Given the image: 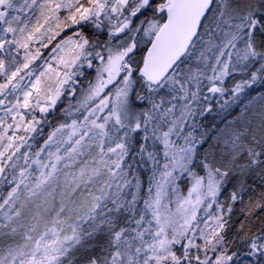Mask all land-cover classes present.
Masks as SVG:
<instances>
[{
  "label": "snow or ice",
  "instance_id": "6c2138e0",
  "mask_svg": "<svg viewBox=\"0 0 264 264\" xmlns=\"http://www.w3.org/2000/svg\"><path fill=\"white\" fill-rule=\"evenodd\" d=\"M237 203L264 211V0H0V264H264Z\"/></svg>",
  "mask_w": 264,
  "mask_h": 264
},
{
  "label": "trees",
  "instance_id": "16d2710c",
  "mask_svg": "<svg viewBox=\"0 0 264 264\" xmlns=\"http://www.w3.org/2000/svg\"><path fill=\"white\" fill-rule=\"evenodd\" d=\"M88 34L91 36V30H87ZM62 115L59 111L55 113V115L49 116V124L50 126L44 125L45 131H48L51 127H55L58 123L62 122ZM44 131V132H45ZM259 190L254 194V198H258ZM247 200V196L245 197V201ZM245 207V203H237L234 206L231 224L232 227L228 232V238L232 240L234 236H236V230L239 228L241 222L245 224V228H251L253 232L264 228V211L257 210L256 215L251 217H245L244 212L241 211L242 208ZM236 244H239V240H236Z\"/></svg>",
  "mask_w": 264,
  "mask_h": 264
},
{
  "label": "rangeland",
  "instance_id": "374dc122",
  "mask_svg": "<svg viewBox=\"0 0 264 264\" xmlns=\"http://www.w3.org/2000/svg\"><path fill=\"white\" fill-rule=\"evenodd\" d=\"M49 126H50V124L47 125V127H49ZM51 130H52V127H51L48 131H45V132H44V136L40 138L39 143H42V142H43V139L46 138L47 133H48L49 131H51Z\"/></svg>",
  "mask_w": 264,
  "mask_h": 264
}]
</instances>
